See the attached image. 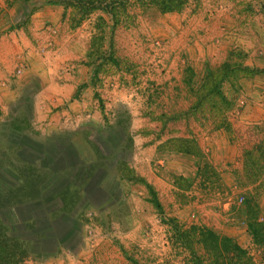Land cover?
I'll use <instances>...</instances> for the list:
<instances>
[{
  "label": "rangeland",
  "instance_id": "1",
  "mask_svg": "<svg viewBox=\"0 0 264 264\" xmlns=\"http://www.w3.org/2000/svg\"><path fill=\"white\" fill-rule=\"evenodd\" d=\"M184 1L0 0V203L31 197L2 214L19 216L24 264H187L168 219L259 258L264 0ZM48 69L86 78L68 103L85 92L87 109L62 124L37 100ZM216 71L210 107L230 131L192 107L216 100L199 91Z\"/></svg>",
  "mask_w": 264,
  "mask_h": 264
},
{
  "label": "trees",
  "instance_id": "2",
  "mask_svg": "<svg viewBox=\"0 0 264 264\" xmlns=\"http://www.w3.org/2000/svg\"><path fill=\"white\" fill-rule=\"evenodd\" d=\"M150 6H155L160 12H179L182 10L185 1L184 0H148ZM113 9L109 10V13L113 16ZM220 71L214 73L209 72L206 75L204 83L199 87V91L204 90L210 97L208 99L216 100H192V107L197 110L200 119L205 122H211L213 129L224 128L230 131L229 126L225 122H218L219 112L210 107L213 101L218 104H224V100L217 95H212L216 89L217 80L220 76ZM205 99V94L202 95ZM204 122V123H205ZM251 154L246 153V156ZM264 160V155H263ZM263 165V164H262ZM126 170V169H121ZM263 167L250 168L243 167L245 172L242 178L258 179L261 175ZM27 184V182L25 183ZM14 186V185H13ZM8 188L11 189L13 188ZM245 187V186H244ZM19 190V189H18ZM149 191L150 199L154 207L158 208L156 199L153 193ZM31 197L27 196L23 199H15L12 201H6L4 204L0 203V264H24L25 252L21 246V239L19 236H15V226L19 225V216L14 219V222L6 221L3 217V213L9 211L11 214H15L25 208L27 203H30ZM168 219L165 223L172 226L176 234V242L179 247L188 255L189 260L187 264H264V221L252 219L247 223V229L249 231L252 244L259 252V258H254L251 254L242 248H240L231 239L219 237L213 234L210 230L204 227L191 226L189 228H181L173 221Z\"/></svg>",
  "mask_w": 264,
  "mask_h": 264
},
{
  "label": "crops",
  "instance_id": "3",
  "mask_svg": "<svg viewBox=\"0 0 264 264\" xmlns=\"http://www.w3.org/2000/svg\"><path fill=\"white\" fill-rule=\"evenodd\" d=\"M71 71L72 70H68L66 72H62L61 74L60 72H53V75L51 69H48L46 70L45 79L41 78L43 82L40 86V92L38 93L37 100H39V102L41 100L43 101L42 103H44V100L47 99V97L50 99L49 102L47 101L48 106L51 105L53 108H51L52 112L48 115V121L50 118V120L60 121V124H62L63 121L71 119L75 115H77L76 113H80V110L85 111V109H87L88 102L86 101L88 100H85L87 99V97H85V92L80 93V97L78 100H72L71 103H68V97L73 92L72 89L79 84H84L86 81L85 77L82 78L75 75L68 76ZM62 75L64 76L61 77ZM66 81L69 83L68 87L59 85L65 84ZM48 92H54V94L52 95L51 93H49V95H47ZM48 106L42 113L51 111L49 110ZM55 107H59L57 111L55 110ZM75 110H78V112H75ZM43 117L45 116L43 115Z\"/></svg>",
  "mask_w": 264,
  "mask_h": 264
}]
</instances>
